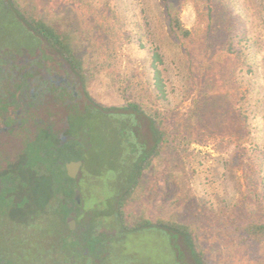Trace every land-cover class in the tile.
I'll return each instance as SVG.
<instances>
[{"label": "rangeland", "instance_id": "obj_1", "mask_svg": "<svg viewBox=\"0 0 264 264\" xmlns=\"http://www.w3.org/2000/svg\"><path fill=\"white\" fill-rule=\"evenodd\" d=\"M17 1L22 12L35 18L68 19L78 32L86 90L96 103L136 100L174 115L166 129L173 145L152 158L127 212L145 211L152 221L177 214L192 225L196 242L205 248L217 241L213 233L219 222L233 218L230 208L240 213L238 219L264 217V0H224L232 15L233 52L205 50L198 90L187 84L190 70L179 44L166 34L158 0ZM212 1L172 0L184 27L202 43ZM8 30L18 39L14 26ZM153 48L163 57V101L155 99L151 84ZM195 97L198 106L190 114ZM143 132L147 137L146 127ZM26 233L50 242L47 234ZM1 236L0 248L13 249L14 243H3ZM121 242L110 246L109 264H177L161 232L144 231ZM237 255L234 260L247 258L242 251ZM210 256L216 260L215 251ZM234 260L224 264H237Z\"/></svg>", "mask_w": 264, "mask_h": 264}, {"label": "trees", "instance_id": "obj_2", "mask_svg": "<svg viewBox=\"0 0 264 264\" xmlns=\"http://www.w3.org/2000/svg\"><path fill=\"white\" fill-rule=\"evenodd\" d=\"M157 4L166 34L179 44L181 60L190 70L187 84L191 88L195 86L192 90H198L197 70L202 57L206 56L205 50L211 52L219 48L226 56L233 52L232 15L224 0H213L205 11L202 43L190 29L184 27L179 9L174 7L172 0H158ZM13 7L12 26L21 25L19 20L24 21L55 47L79 75L83 95L82 105L74 106L70 112L65 141L59 142L56 133L49 130V126L45 127L48 119L40 118L38 137L25 140L18 166L21 172L11 175V184H5L0 193L2 204L38 213L43 221L42 235L50 236L49 243L43 241V246H38L36 237L33 240L26 233L37 231L34 224L29 223L19 229L24 236L23 243L28 237L24 247L29 252L25 254L27 263L39 257L37 252L49 255L52 250L59 255L57 264H63L67 251L73 247L76 258L86 259L92 255L101 258L102 255V259L109 264L112 244L122 243L129 235L158 231L175 252L177 264H224L238 257L240 251L247 258H236L234 261L237 260V264H245L246 261L248 264H264V217L256 220L241 216L238 219L236 216L240 213L234 209L232 212L230 208L233 218L219 222L213 233L217 240L215 246L211 242L205 248L196 242L192 225L181 220L177 214L152 221L145 211L137 214L127 212L126 206L140 194V184L152 158L166 146L173 145V138L168 137L166 129L169 117L174 115L171 112L164 114L158 108L151 109L136 100L128 99L122 105L110 106L96 103L87 93V75L79 35L68 19L62 16L35 18L22 12L17 0L13 1ZM150 69L155 99L166 100L163 57L157 48L151 51ZM197 106L198 97L192 98L189 113H195ZM143 127L147 128V137ZM70 160L82 161L80 174L74 179L68 177L65 170V163ZM76 192H79L81 203L74 209L69 204H76ZM6 195L9 198H5ZM73 210L87 213L83 215L84 220L91 216L90 213L94 214L92 223L85 227L81 235H76V241L70 239L65 222ZM101 225L107 230H115L116 235L99 231ZM196 237L202 238L197 233ZM85 251L86 255L83 254ZM104 251L109 254L104 255ZM212 251H215L216 260L210 256ZM44 263H47L46 259Z\"/></svg>", "mask_w": 264, "mask_h": 264}, {"label": "flooded vegetation", "instance_id": "obj_3", "mask_svg": "<svg viewBox=\"0 0 264 264\" xmlns=\"http://www.w3.org/2000/svg\"><path fill=\"white\" fill-rule=\"evenodd\" d=\"M13 1L0 0V193L6 185L11 184L10 176L21 172L18 166L21 164L25 140L38 137L40 118L48 119L45 127L49 126L59 142H63L68 138L66 131L70 112L74 106H81L83 100L79 75L64 56L41 35L36 34L28 23L19 20L21 25L15 27L18 39L13 40L8 32L13 23ZM21 37L25 39L19 40ZM75 202V205L69 206L75 209L80 205V195L78 200L75 198ZM86 214L73 210L67 216L65 222L72 241H76V235H81L85 227L92 223L94 214L90 213L91 216L84 220L83 215ZM70 219H73L72 226L69 224ZM29 223L35 225L38 233L41 232L43 221L38 213L23 211L17 206L12 209L0 201L1 240L3 243H14L13 249L6 246L0 248V264H45L44 256H49L46 264L59 262V255L51 250L49 255L43 251L37 252L36 256L39 257L27 263L25 254L29 252L24 247L28 237L24 238L23 243L24 236L19 229ZM101 230L116 235L115 230H107L103 225L99 228ZM38 238L35 239L36 244L43 246V237L41 240ZM35 250L38 251L37 247ZM83 254L86 255L87 251ZM107 254L109 252L104 251V255ZM66 257L63 264H108L102 255L101 258L93 255L86 259L76 258L73 247L67 251Z\"/></svg>", "mask_w": 264, "mask_h": 264}, {"label": "water", "instance_id": "obj_4", "mask_svg": "<svg viewBox=\"0 0 264 264\" xmlns=\"http://www.w3.org/2000/svg\"><path fill=\"white\" fill-rule=\"evenodd\" d=\"M82 165V161L81 160H70L67 161L65 163V170H66V174L68 177L70 178H76L77 175L80 173V168ZM76 200H78L79 198V192H76ZM69 224L70 226L73 225V219L69 220Z\"/></svg>", "mask_w": 264, "mask_h": 264}]
</instances>
